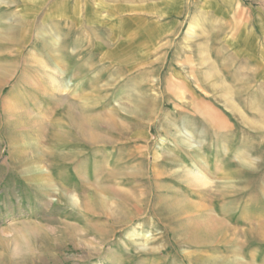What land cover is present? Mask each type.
<instances>
[{"label":"rangeland","instance_id":"374dc122","mask_svg":"<svg viewBox=\"0 0 264 264\" xmlns=\"http://www.w3.org/2000/svg\"><path fill=\"white\" fill-rule=\"evenodd\" d=\"M88 1L0 0V60L10 56L21 68L0 90V264H238L233 262L237 257L241 264H264V46L263 54L253 57L238 54L227 42L239 24L252 20L256 6L264 8V0H241L240 13L226 18L231 29L222 38L221 28H215L221 23L215 19L207 29L206 16L195 9L187 12V23L179 30L170 22L145 18L143 0L101 2L113 12L94 17L104 16L110 23L89 27ZM125 1L134 3L126 9L120 4ZM188 1L187 10L193 4ZM258 20L264 32L262 17ZM192 23L197 24L193 35ZM43 30L59 36V44L48 46L39 34ZM9 34L17 39L7 40ZM96 42L102 45L93 46ZM39 58L52 62L54 71L60 68V77L70 79L75 91L64 99L40 91L46 84L41 72L52 71ZM16 86L20 110L32 107L33 112L26 117L20 113L22 120L7 115L5 102ZM206 110L216 119L224 117L229 129L208 124ZM179 129L190 130L209 159L219 155H212L218 135L227 149L224 164L205 165L213 183L197 195L199 208H224L230 227L209 245H195L175 233L177 222L164 218L157 207L161 202L150 200L159 192L156 178L163 177L156 174H176L173 160L189 147ZM240 151L246 162L237 158ZM70 154L77 156L81 170L99 159L98 170L109 176L108 185L133 190L137 200L105 193V209L86 210L81 197L88 188H81L83 182L60 161ZM36 163L53 181L46 188L52 193L45 197L23 176ZM165 184L162 194L171 197L176 183ZM74 194L76 207L66 201ZM21 195L23 205L7 206ZM123 210L133 217L121 223L108 217ZM68 221L79 228L74 231L82 244L68 237L62 224ZM138 224L149 234L147 240L138 238L141 244L125 238Z\"/></svg>","mask_w":264,"mask_h":264},{"label":"bare ground","instance_id":"6f19581e","mask_svg":"<svg viewBox=\"0 0 264 264\" xmlns=\"http://www.w3.org/2000/svg\"><path fill=\"white\" fill-rule=\"evenodd\" d=\"M195 25H197V24L192 23L191 29H189L191 35L194 34V30L196 27ZM14 30H16V29H14ZM8 33H10V32L8 31ZM39 34L42 35L46 39L45 42L48 44V46L50 45V46L55 47L59 44V36H56L53 34L49 35V31H46V30L40 31ZM8 36L10 37V34ZM12 36H14V34H12ZM15 36L17 37V35H15ZM11 37H10V39H7V40H11V41L14 40L15 41L17 39L16 38V39L12 40ZM2 38H4V37H2ZM5 38H8V37L5 36ZM44 38H42V39H44ZM57 54H59V53H56V55ZM9 59H10V56L7 57V55H5L2 57V60H0V90H2L6 86L7 83H9L10 79L14 78V76L17 74L18 69L20 68L19 65L17 64V62H11ZM37 59H38V57H37ZM39 60H41L40 64L42 66H44V68H46V70L49 69L52 72H55V74H52V72L47 73V71L45 74L41 72V74H42L41 76H45V78L44 77L43 78L46 80V84H45V86H41L40 91L42 90V92H44L47 95H50V97L56 95L58 98H61V99H64L68 94H70L69 92L75 91V89H76V87L74 88L75 84L72 83V81L70 79L60 77V73H61L60 68L57 67V69H55V71H54L53 70L54 68L52 66V62H50L49 60L43 59V58H39ZM26 69H28V68H26ZM61 76H62V74H61ZM24 79H26V78L23 75L22 77H20V82H22ZM16 88H17V86L14 87V89H13L14 90L13 93H15V95L13 96V98H11V101L5 102L6 103V109H7V115H9V117H10L9 119L15 118L14 120L17 119V114L20 116V113L22 114L23 117L24 116L26 117V116L33 114V112L30 111L32 109V107L29 111H25L24 109L20 110L19 105H17L19 102L17 103V89ZM19 95H20V93H19ZM226 103H228V102H226ZM205 113L208 115L209 118H212V116L214 117L213 112H211L209 110L208 111L206 110ZM73 114H74V112L71 111L70 115L73 116ZM55 115H56V113H55ZM20 118H21V116H20ZM209 118H207V119H209ZM21 120H22V118H21ZM175 126L176 125H174V127ZM178 132H179V134H181L184 137V140L186 139L189 147H183L184 156H181L180 158H174V160H173V164L175 166L174 170L176 171L174 173H176V174H173V172H171L169 174L168 178L164 177V172H166L164 170H163V172L160 171L158 174H156L157 177L160 175H162L163 177L162 178H156L157 179L156 180L157 181V188L159 189V192H157V193L153 192L151 194L150 200L151 201L155 200L157 203L161 202L162 206H160V207H162V208H160L159 206H157V207L159 209H161L162 214L165 215L164 218L167 220H170V221L175 220L177 222V226L175 228H172L173 231H175V233H178L179 236H181V235L187 236V241H189L190 243H193L195 245H197V244L209 245V244H212L214 242V240L216 239V236H218L219 238H224L226 236V233H228V231L230 230V227L227 224V216H226V213L224 211V208L223 209H217V208L213 209L212 207H208V206H201L199 208L200 205L198 204L197 195L201 194L204 189L210 188L212 183H213L210 179L211 176L208 175V173H210V175H211V172H208V170H206L207 168L205 169V165H206V167H208V169H210L209 168L210 162L215 161L217 164H224V160L222 158H223V154L226 153L227 149L222 144L219 147L220 148L219 152H217V153H219V155L215 158V160L209 159L207 157V155L204 153V151L200 150V147L198 145H196L194 143V141L192 140L190 130L179 129ZM60 135H62V133ZM8 137L11 138L12 136L8 135ZM17 145L18 144L15 143V146H14L15 147V151H14L15 158L18 157V153H19V149H18ZM166 154H168V153H166ZM74 155L75 154H70L69 156L67 155L63 158L61 157L60 161L65 163L64 165L67 164L68 166H70V170H72L74 173V174H72V176L74 175V177H77L79 179V181L81 180L83 182V184L81 182H79V183H81V186H80L81 188H83V187L88 188V190H86L85 193L82 194V197H81L82 198V205L84 206V208L86 210L93 212V213H96L98 210H100L101 206H103V208H104V206H106V204H107V201L105 198V195H106L105 193H108L111 196L115 195L116 198L118 196L120 198L132 200L133 202H135L137 200L136 199L137 197L135 196L133 190H131V189L123 190L124 188L120 189L117 187L118 185H116V187H114L112 185H108V183L111 181L109 176H107V175L102 176L98 170L99 165L102 164V163H100L99 159H97V158L94 159L93 162H90L88 168L86 167L85 170H81V168L77 169L79 167L78 160H77V156L76 155L74 156ZM242 156H243V154L241 151L239 153H237V158L241 162H246L244 160V158H242ZM156 158L160 159L161 153H158V156ZM77 165H78V167H77ZM157 165H160V163H157ZM216 167H218V166H216ZM44 170H45L44 167L39 166L36 163V164H34V167H31V169H29L25 173H23V176L25 177V179L28 180V182L30 184L37 186L38 187L37 190L39 191V193H42L45 197V195L52 193L50 190H47L46 188L53 181L51 180V178L49 179V177H50L49 175H48V179H46V177H45L46 174L44 173L45 172ZM31 171L32 172L36 171V172H38L39 175L30 174ZM167 181H175V183H176L175 185L170 187L171 192L169 193V195L172 194L171 197H168V196L165 197L161 191V189L166 187L165 183H167ZM180 181L182 182V184ZM161 182H165V183H161ZM178 182H180V183H178ZM27 187H28V185H27ZM134 188H135V186H134ZM155 189H156V187H155ZM182 189L184 190L185 193L183 192ZM213 191H214V189H213ZM24 197H22V195H21L19 197L18 202L17 201L10 202L7 206L8 207L11 206V207L15 208L18 205L20 207L21 204L22 205L24 204ZM77 197H78V195L75 196V194L74 195H67L66 201H67V203H70L72 206L76 207L79 205ZM138 200H140V199H138ZM218 200H220V198ZM32 202H34V200H32ZM138 202L139 201H137V203ZM31 203L29 204V207H31L33 205ZM2 204H3V202L0 201V217L3 216V214H1V212L4 211ZM138 204H140V202ZM136 206H137V204H136ZM21 208H22V206H21ZM14 211L15 210H12L10 213H12ZM131 216L128 213L125 214V211L123 210V212H116L115 214L109 213L108 217L117 223H121L124 220L127 221V220L131 219ZM64 220L66 221V219H64ZM67 220H68V218H67ZM69 222L70 221H68L66 223H62V224H64L63 225L64 229H67L68 237L70 238V240L72 242H75L76 244H79V243L82 244V242H81L82 240H79V239H81V237L76 238V233H78V232L74 231L75 228H78V227H75L73 224H71L72 221L70 223ZM57 227H61V226L57 225ZM63 227H61V228H63ZM141 228H142V225H140V224L132 227L130 230H128L125 233V238L129 241H133V242L141 244V242L138 241V238H144L147 240V237L149 236V234L147 232H145L144 230H141ZM57 230H58V228H57ZM57 230H55V231H57ZM249 231H250V229H249ZM103 238L102 237L99 238L101 242L104 241ZM145 244H146V241H145ZM23 252H26V251H23ZM237 260L239 261L238 257H237V259L235 258V260L233 262H237L238 264H241ZM114 262H116V261H114Z\"/></svg>","mask_w":264,"mask_h":264},{"label":"crops","instance_id":"0c3cea01","mask_svg":"<svg viewBox=\"0 0 264 264\" xmlns=\"http://www.w3.org/2000/svg\"><path fill=\"white\" fill-rule=\"evenodd\" d=\"M188 0H143V3L145 4L143 6V9L146 10V17L151 20H158L161 22H170L171 26L176 29H181L186 23H187V16L188 11L192 14V11L195 9V13L198 14V12L204 14L206 16L208 23H206L207 29L210 28V23H214L213 20L216 23H221L215 25V28L220 27L221 28V38L224 37L228 31L231 29L227 22L226 18H230L234 16V14H238L241 0H193L190 2V8L187 10V5L189 3ZM103 4H111L110 0H92L85 2V14L87 13V17L90 18L92 22L89 27H99L102 22H109L110 20H105V17H94L96 14H101L103 11L106 10V13L112 14L113 10L111 9L112 6H104ZM133 1H125L120 2V4L125 5L126 9L133 4ZM112 5V4H111ZM254 8V7H253ZM133 10V7L131 8ZM252 14V20L249 23H242L237 26V31L234 36L230 37L229 40H227L228 44L233 46L235 48V51L238 54L246 55L251 54L253 57H258L259 54H263V48L264 46V32L263 28L261 27V21L258 20V18L264 21V8L263 6L259 5L256 6L251 12ZM91 14V15H90ZM111 17V15L107 16ZM192 17V16H191ZM170 21H168L169 19ZM212 21H211V20ZM167 20V21H166ZM219 20V21H218ZM211 21V22H210ZM213 26V24H212ZM170 27V26H169ZM214 27V26H213ZM234 28V27H233ZM225 38L228 39L226 36ZM97 43V44H96ZM93 43V46L97 47L96 45L100 44L101 42ZM196 76V75H195ZM212 109V108H211ZM214 113V112H213ZM209 118V117H208ZM208 124L215 123L218 125V129H229L230 124L225 120L224 117H220V119H216L215 117L207 119ZM217 142H212V144H215L213 149L216 150L215 154H212L215 156L218 151L219 144H223L224 138L223 136L218 135V138L216 139ZM225 146V145H224ZM242 150V149H240ZM230 151V149H229ZM243 151V150H242ZM245 152V151H243ZM228 155V154H227ZM236 155V154H235ZM3 230H0V236H3ZM2 233V234H1Z\"/></svg>","mask_w":264,"mask_h":264}]
</instances>
